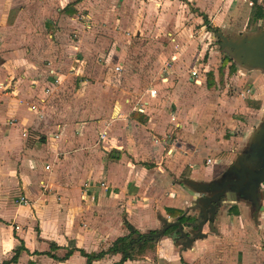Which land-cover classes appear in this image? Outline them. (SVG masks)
Returning a JSON list of instances; mask_svg holds the SVG:
<instances>
[{
    "label": "crops",
    "instance_id": "obj_1",
    "mask_svg": "<svg viewBox=\"0 0 264 264\" xmlns=\"http://www.w3.org/2000/svg\"><path fill=\"white\" fill-rule=\"evenodd\" d=\"M245 6L255 18L264 0H0V264H88L82 251L108 253L92 264H264V221L253 238L239 203L222 205L231 227L220 208L191 244L178 226L155 236L164 220L197 234L180 220L198 217L184 181L211 183L244 151L256 128L223 153L237 112L263 119L264 74L193 36L244 34L223 26ZM223 78L255 91L221 95ZM128 225L152 247L121 263L128 242L109 250Z\"/></svg>",
    "mask_w": 264,
    "mask_h": 264
},
{
    "label": "water",
    "instance_id": "obj_2",
    "mask_svg": "<svg viewBox=\"0 0 264 264\" xmlns=\"http://www.w3.org/2000/svg\"><path fill=\"white\" fill-rule=\"evenodd\" d=\"M214 38L220 42V50L238 66L246 71L257 70L264 74V25L254 34L227 36L216 32ZM248 140L244 151L219 179L211 183L184 181L186 187L198 197L192 207V210L198 211V217L191 224L193 228L197 227V234L190 237L184 231V225L164 220L165 229L155 235L157 238L165 236L175 226H178L176 232L179 236L187 239L189 244L203 238V229L207 224L210 228L213 226L222 200L228 206L247 203L252 207L254 218L258 217L262 211L261 188L264 184V115Z\"/></svg>",
    "mask_w": 264,
    "mask_h": 264
},
{
    "label": "rangeland",
    "instance_id": "obj_3",
    "mask_svg": "<svg viewBox=\"0 0 264 264\" xmlns=\"http://www.w3.org/2000/svg\"><path fill=\"white\" fill-rule=\"evenodd\" d=\"M245 7L246 8L243 10L241 15H239L238 17L234 16V14H231L228 18L224 19L225 24L223 26L224 27L223 30L225 31V33L230 34V33L238 32V33H244V34L248 35V34H254V33H257L260 31L261 27L264 25L263 21L257 22L254 18L252 10L250 9L251 6H249V7L245 6ZM207 30H208V28H207ZM213 35H214V33L211 32V35H209V34L196 35L195 34L193 36H194V38L197 36L198 37L200 36L199 38H201V42L203 41L204 43H212L213 44L212 47L216 46V48H218L217 45H215V44L220 43V42H217L218 40H215L213 38ZM167 39H171V37H169V38L167 37ZM150 40L152 41V43L157 44V42L153 39H149L146 43H149ZM201 42H199V43H201ZM209 48H211V46L208 47L207 56H209V52H211V49H212V48L211 49H209ZM217 55H218V57H220V60H222V57L225 56L223 53L221 54L219 52L217 53ZM220 60H219V63L221 65ZM205 61H207V58ZM167 66L170 67L171 65L168 64ZM211 69H212V67H208V71H211ZM253 85L254 84L250 85L249 83L248 84H245V83L244 84H237L236 82L231 83L230 81L227 82L225 80V78H223V81H222L221 86L219 88L221 91V95L226 94V96H230V97H241L243 100V99H245L244 93H246L247 90H251L252 92L255 91V88L253 87ZM148 90L151 91L152 87H149ZM250 94H251V92H250ZM237 113H239L237 115H240V118L243 117V118H241V121H242V124L240 125L241 128H234L233 129V128H228V126H225V128H224L226 131L223 133L222 139L224 138L228 141H231V143H232L231 148L228 147V151L226 149L223 152L225 154L224 157L228 153H231L233 155L234 153L231 152V150L233 151V149L235 150V152H237L239 149H241V147L243 146V144L245 142V140L243 141L244 135L245 134L247 135V133L250 129L253 130L254 128H257L260 125V123H259L260 121H259V119H257V117H256V119L254 118V120H253V118H250V114L247 115L248 117H245L246 116L245 113H243V112H237ZM210 122L211 123L217 122V124H218V121L216 120V118H212ZM216 132H217V137H220L221 136L220 132L218 130H216ZM233 139H237L235 144H233ZM220 140H221V138H218V141H220ZM261 193H262V201L264 203V189L261 190ZM238 207H240V210H241V213H240L241 215L239 218L243 221L247 220L248 230L253 235V238H256V236L261 237V234L263 232H262V228L258 225V223H259V221H262V222L264 221V213H262V212L258 213V217L254 218V215H253L254 213H253L252 208L250 207L249 204L239 203ZM227 209L228 208H224L222 206L219 216H220V219L222 221L225 220L224 223L226 226H230L231 225V217H230L231 215ZM245 229L246 228H244L243 230H245ZM226 231H227V229L222 230V232H224V233H226ZM255 243H256V241H255ZM263 245H264V243H263Z\"/></svg>",
    "mask_w": 264,
    "mask_h": 264
},
{
    "label": "trees",
    "instance_id": "obj_4",
    "mask_svg": "<svg viewBox=\"0 0 264 264\" xmlns=\"http://www.w3.org/2000/svg\"><path fill=\"white\" fill-rule=\"evenodd\" d=\"M204 19H205V23L208 25V23H209L208 19L206 17ZM255 20L257 22L264 20V10L263 9L259 8L257 10ZM229 62H232V61L228 57H225L223 66H226ZM232 70L235 71L234 65H232V67H231V71ZM214 85H215V82H214L213 73H208V86H209V88H212ZM180 220H181V222H186L188 220L190 222V219H185L184 216H182ZM191 220H192V222L194 221V219H191ZM128 229L130 230V235L124 239H122V238L118 239L114 243L113 247L110 248V250H109V252H116L118 250V243L119 242L124 241V240H126L128 242L127 247L124 249L123 258L121 260V263L125 262L127 260L134 259L136 254L142 255L146 249L152 247V245L150 243L153 241L152 234H154V233H152L151 235H142V234L138 233L137 231H135L133 229V227H131L129 225H128ZM73 251H74V249L70 250L64 259H67L72 254ZM82 254L85 257H87L88 264H92L94 261L104 258L108 253L107 252H101L99 254L89 255V254H86L84 251H82ZM64 259H62V260H64ZM16 260L17 259L15 258V261Z\"/></svg>",
    "mask_w": 264,
    "mask_h": 264
},
{
    "label": "built area",
    "instance_id": "obj_5",
    "mask_svg": "<svg viewBox=\"0 0 264 264\" xmlns=\"http://www.w3.org/2000/svg\"><path fill=\"white\" fill-rule=\"evenodd\" d=\"M120 70H121V67H117L116 68V71H120ZM193 75H197V73L194 72ZM60 82H61L60 79L57 77V79H55V84H60ZM6 88L7 87L5 85H0V89H2L3 91ZM47 92H50V89H47ZM248 93H250V91H248ZM30 109L33 110V111L37 110V108L35 106H32ZM24 136L26 137L27 134L25 133ZM208 162H210V160ZM102 187L103 188H106V184H102ZM88 192H89V189L83 190V192H82V199L83 200H86V198L88 196ZM20 203L23 204V205H28L29 204V201H28V199L26 197H21L20 198Z\"/></svg>",
    "mask_w": 264,
    "mask_h": 264
},
{
    "label": "flooded vegetation",
    "instance_id": "obj_6",
    "mask_svg": "<svg viewBox=\"0 0 264 264\" xmlns=\"http://www.w3.org/2000/svg\"><path fill=\"white\" fill-rule=\"evenodd\" d=\"M224 204V200H222V205ZM204 218V217H203ZM185 223H189L190 225L193 223V222H189V221H187V222H185ZM207 227H208V224L206 225ZM185 241H186V239H184Z\"/></svg>",
    "mask_w": 264,
    "mask_h": 264
}]
</instances>
